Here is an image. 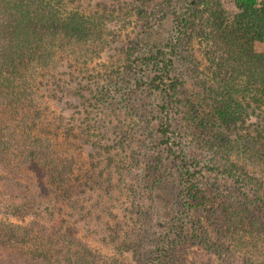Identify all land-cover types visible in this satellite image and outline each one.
Segmentation results:
<instances>
[{"label": "rangeland", "instance_id": "rangeland-1", "mask_svg": "<svg viewBox=\"0 0 264 264\" xmlns=\"http://www.w3.org/2000/svg\"><path fill=\"white\" fill-rule=\"evenodd\" d=\"M65 3L69 9L82 6L91 12L102 30L100 38L90 42L64 45L48 70L38 69L32 75L40 82L34 89L42 114L40 123L47 131L44 137L48 135L56 144L61 158L73 163L72 183L79 180L81 185L74 193L78 210L71 211L68 202L59 204L63 212H57L52 223L62 231L70 230L101 256L127 260V264H264L262 242L246 241L238 250L235 243H229V220L222 212L241 204L260 218L264 192L259 195L240 178L225 174L211 145L216 131L212 123L198 118L209 114L207 102L194 86L184 58H178L172 71L171 82L179 86L172 103L152 86L157 59L162 58L159 51L171 41L176 13L189 0ZM222 3L223 7H234V0ZM133 44L139 61L136 75L119 79L106 75L105 71L122 63L126 48ZM194 49L196 57L207 65L204 46L195 42ZM255 50L263 52L264 47L257 44ZM48 80L59 83L49 87L50 94L43 86ZM80 91L99 103V107L94 106L99 110L91 113L100 128L95 142L82 133L86 124L82 126L84 117L76 107ZM167 120L172 125L175 150L199 170L195 184L207 197V209L202 207L205 211L195 214L200 208L192 212L185 209L182 170L161 136ZM17 177L30 189L44 183L40 174L26 170ZM10 204L17 202L0 180V223L27 226L49 219L38 203L26 213L7 215ZM133 204L138 205L134 214ZM131 235L128 240L135 246L123 253L119 245Z\"/></svg>", "mask_w": 264, "mask_h": 264}, {"label": "trees", "instance_id": "trees-1", "mask_svg": "<svg viewBox=\"0 0 264 264\" xmlns=\"http://www.w3.org/2000/svg\"><path fill=\"white\" fill-rule=\"evenodd\" d=\"M223 5L222 0H189L176 13L174 35L159 51L162 58L157 59L158 72L152 86L163 91L167 102L172 103L179 94V86L171 82L172 71L178 58H184L194 86L207 102L209 114L198 118L212 123L216 131L211 145L220 156L225 174L240 178L260 195L264 192V51H256L255 46L264 47V0H234L232 9ZM81 7L69 9L65 0H0V180L17 202L6 212L18 216L38 203L49 218L27 226L0 223V264H127V260L101 256L72 236L70 230L62 231L51 221L57 212H63L59 204L68 202L71 211L78 210L74 193L81 185L79 180L72 183L73 163L61 158L56 144L48 135L44 137L47 131L40 123L42 114L34 89L40 82L32 75L38 69L48 70L64 45L100 38L101 26ZM195 42L204 46L205 66L196 57ZM136 50V45L128 46L122 63L105 74L118 79L136 75ZM47 82L43 86L50 94V88L59 83ZM83 91L76 104L84 117L82 126L86 124L82 133L95 142L100 128L91 113L99 110V103ZM161 130L173 160L182 170L185 209L192 212L200 208L195 214L205 211L207 197L195 184L199 170L175 150L169 120ZM22 170L40 174L44 183L34 189L24 186L17 177ZM259 170L263 173L254 176L260 174ZM262 205L256 212L260 218L241 204L231 210L223 208L229 220V243H235L237 250L250 240L264 244V202ZM137 206L133 204V214ZM131 237L119 245L123 253L135 246L128 240Z\"/></svg>", "mask_w": 264, "mask_h": 264}]
</instances>
